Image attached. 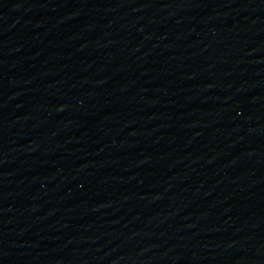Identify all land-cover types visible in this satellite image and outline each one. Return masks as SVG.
<instances>
[{"label":"water","instance_id":"1","mask_svg":"<svg viewBox=\"0 0 264 264\" xmlns=\"http://www.w3.org/2000/svg\"><path fill=\"white\" fill-rule=\"evenodd\" d=\"M0 264H264V0H0Z\"/></svg>","mask_w":264,"mask_h":264}]
</instances>
